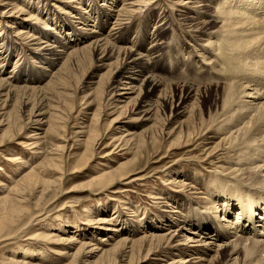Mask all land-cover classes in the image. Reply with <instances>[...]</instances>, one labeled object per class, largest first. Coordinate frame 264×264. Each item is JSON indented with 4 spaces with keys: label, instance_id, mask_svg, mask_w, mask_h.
I'll use <instances>...</instances> for the list:
<instances>
[{
    "label": "bare ground",
    "instance_id": "1",
    "mask_svg": "<svg viewBox=\"0 0 264 264\" xmlns=\"http://www.w3.org/2000/svg\"><path fill=\"white\" fill-rule=\"evenodd\" d=\"M50 1L0 0V170L18 168L0 176V244L20 232L45 239L65 264H264V0ZM168 58L171 72L160 65ZM92 64L79 103L96 107L71 130L70 82ZM73 133L85 147L77 159ZM110 144L119 160L78 189L123 194L145 182L152 155L158 163L188 147L218 162L172 167L147 194L152 217L129 202L31 231L44 215L31 206L74 191L67 175ZM26 245L2 264H38Z\"/></svg>",
    "mask_w": 264,
    "mask_h": 264
},
{
    "label": "rangeland",
    "instance_id": "2",
    "mask_svg": "<svg viewBox=\"0 0 264 264\" xmlns=\"http://www.w3.org/2000/svg\"><path fill=\"white\" fill-rule=\"evenodd\" d=\"M163 1L168 2V0H163ZM46 2H47L46 4L47 6L53 3V1L51 2L50 0H46ZM174 13L177 17H179V14H180L179 11L174 10ZM219 24L220 23H215L213 25L215 26V29L218 28ZM176 28L177 26L174 27L172 30ZM174 34L176 35V33H173V35ZM177 36L181 37L182 34L181 35L177 34ZM183 41L185 43L187 42V39L184 38ZM180 56H182L183 58L182 54H180ZM185 59L187 61L190 60L191 63L193 61V58L191 56H187ZM166 64H168V70L169 72H171L172 69H171V64H170V58L166 59L165 62L160 65L163 66ZM95 65L94 66L90 65L86 70L79 73L78 76L80 80L78 84L76 83L74 84V82H72L74 78L70 82V86H73L71 91L74 92L73 101H72L74 112H73L72 118L69 120L71 130H74L73 125H76V122H78L79 119L84 115L85 111L92 112L94 111L96 107V104L88 106L85 103L83 104L79 103L80 97L81 95H83L81 91L83 90L85 86H87L88 82L90 81L89 78L90 76L93 75V72L95 71ZM195 71H196L195 69L191 70V72H195ZM201 71H204V70H201ZM167 74L168 73L166 72L165 75ZM204 75L206 76V71H204ZM95 80L97 81L96 78ZM80 81L82 82V84ZM79 84L83 86V87H80L81 89L77 88V85ZM110 119L111 118H109V120ZM109 120L107 121L104 118L102 122L103 124L102 130L104 129L103 131L108 130ZM109 130L111 131L112 129H109ZM68 137H70L69 154L76 155L75 159H77L78 155L83 153L85 147L83 145H80V142L78 141L76 134L74 133L70 134ZM109 141L111 142V138L107 139L104 144L108 143ZM158 145L164 146L163 141H160ZM102 147L103 145L100 147V149L97 150L94 160L90 163L89 168L85 170L86 172H81V173H76V174L67 173L68 175L66 177V183L64 186L66 187V189L73 187L75 188L74 191L70 193H66L65 195L57 199L55 202L51 203L50 205H47L48 207L46 206L47 208L45 209H43V207L36 208L34 206H31V213L33 212L37 214L39 212L40 213L44 212L43 213L44 215L40 217V218L43 217L42 218L43 220L42 219H41L42 221L40 220L41 224L34 226V228L31 229V231L36 230L38 233H45L46 231L47 232L49 231V228L50 229L52 228L50 227L51 225H53V227L57 226L56 228H59L58 230H61L67 227L66 220L68 219L73 220L74 218L75 219L74 221H79V219H82L85 209H89L90 211L105 210L104 212L101 211L100 214H106L107 212H111L110 210H112L115 205L120 206L126 203L128 204L129 202L134 204L133 207L136 208L137 211L146 210L145 215L147 216L151 215L152 217V215L154 216L155 213L159 210V207L158 208L156 207L155 203H153L154 201H152L147 194L149 192L154 191L156 188L160 187L162 183L161 180L163 178H166V172H168L175 165H178V166L180 165L179 169L184 171V173L190 172L191 170H193V168H198L200 169V171L202 170L204 172H210V171H213L214 163L218 162V161H215L213 163L205 162L203 159L204 155L202 154L203 152L202 147H198L196 149H193L190 152H186L188 149L192 148V147H188L186 149L178 151V153L175 154L172 158L164 159L162 162H158V163H153V161L156 159L155 158L156 156L154 155L153 157L152 155L149 159L151 163V165H149L150 167L148 169L146 168L144 171H142V173H140V175L145 176V179H144L145 182L144 183L141 181L136 182L137 184H134L130 188L128 187L129 191L128 192L126 191L123 194H118V193L112 194L106 191H99V190L91 191V190L78 189L80 188L79 185L81 183L86 182L91 177L97 175L108 164H111L114 161L119 160V158H116L115 154L106 155V153H108L110 150L113 149V146L111 144L104 149ZM117 151L118 150H116L115 152ZM123 152L125 151H121L119 154H122ZM132 157L133 155L128 153L125 155V157L122 160H125V159L128 160V159H131ZM72 158H69V161H68L67 169L69 171L72 168L71 164L74 161V157ZM178 158H182V159L177 162ZM2 167L4 168V170H0V176L2 179L6 181L9 180V177H11V175H13L14 172H16V170L18 169L17 166L11 165L9 163L2 164ZM48 223L50 225H48ZM58 230H55V231L52 230V231L56 233V231ZM98 234L96 235V237H101L104 233H98ZM26 238L27 237L25 236V234L24 233L22 234L20 232L15 238L11 239L9 242L7 241V242L1 243L0 244V264H2V259L7 255L9 249H11L12 247L15 248V245L17 243H22L23 245L27 244L26 245L28 248L27 252L29 253V257L33 263H38V264H41V263L42 264H65L66 263L65 258L63 256H59L56 254V250H55L56 246L52 244L53 247L51 248V243H48L49 241L45 239H40V238L36 240L26 239ZM145 264H155V261L153 260L147 261V263Z\"/></svg>",
    "mask_w": 264,
    "mask_h": 264
}]
</instances>
